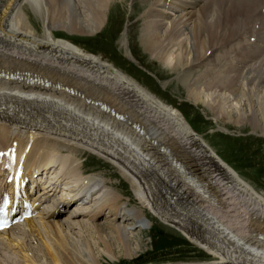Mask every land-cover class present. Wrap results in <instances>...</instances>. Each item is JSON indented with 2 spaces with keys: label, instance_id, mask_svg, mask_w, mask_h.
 Listing matches in <instances>:
<instances>
[{
  "label": "bare ground",
  "instance_id": "1",
  "mask_svg": "<svg viewBox=\"0 0 264 264\" xmlns=\"http://www.w3.org/2000/svg\"><path fill=\"white\" fill-rule=\"evenodd\" d=\"M112 2L0 0V189L18 186L22 202L35 210L34 217L0 231V264L8 250L37 264L31 244L25 248L35 237L46 259L39 264H100L97 253L114 259L112 242L121 254L135 255L141 240L133 230L151 224L144 210L216 256L165 264H264V194L211 149L177 108L98 55L55 37L59 29L98 30ZM23 5L42 18V36ZM140 17L141 42L153 57L171 69L203 67L198 75H208L202 86L210 91L205 97L215 95L216 118L234 113L236 123L248 121L264 135V0H149ZM121 40L127 46V30ZM76 67L90 75H79ZM209 75H225L218 78L222 85ZM238 80L240 97L232 88ZM86 153L118 169L136 205L105 178L82 171ZM173 159L198 173L202 191ZM60 189L65 193L58 195ZM102 214L113 223H97Z\"/></svg>",
  "mask_w": 264,
  "mask_h": 264
},
{
  "label": "rangeland",
  "instance_id": "2",
  "mask_svg": "<svg viewBox=\"0 0 264 264\" xmlns=\"http://www.w3.org/2000/svg\"><path fill=\"white\" fill-rule=\"evenodd\" d=\"M148 2L149 0H113L110 9L105 12V21L98 30L89 33L77 30L69 33L64 29H59L54 31V35L55 37L68 39L86 52L98 55L121 70L124 75L132 77L136 84H140L166 104L177 108L193 131L211 149L234 168L243 180L250 183L256 191L264 194V135L259 132V129L254 131L248 121L236 123L233 118L235 116L234 113H231L233 120L230 117L226 120L222 119V117L216 118V111L213 108V104H211V97L213 98L215 95L212 93L211 97H205L204 93H210V91H203L204 86H202L205 80L203 77L207 78L208 75H198V73H202V66L186 67V71H184L185 68L182 70V68L178 67L171 69L169 63L157 60L146 50L141 42L142 20L140 15L144 6H148ZM23 6L32 26L35 28L36 35L42 36V18L35 15L27 5ZM84 14L87 13L84 12ZM171 19H175V15H172ZM124 30H127L128 35L127 46L121 40ZM254 38L252 36L250 42H253ZM231 40L233 41V38ZM231 40L227 44L226 50L231 49ZM247 42L249 43V41ZM76 69L79 75H90L82 73L81 68L76 67ZM96 75L102 74L97 71ZM224 76L209 75V79L213 81L214 85L217 83L222 85L218 81ZM219 77L220 80L218 79ZM240 81L238 80V85L235 88L232 87L234 93L238 92V97L242 96L241 92L243 91ZM228 88L229 86L226 87V94H228ZM234 96L232 95L230 98H234ZM210 105L211 107H209ZM81 160L84 173L92 172L105 178L108 185L122 194V199L128 200V204L136 205V199L129 182L113 164L89 153L82 155ZM59 194L61 195L62 192L60 191ZM216 210L219 214H225L221 209ZM70 211L69 209L67 212L62 213L60 217L63 216L59 220L62 221ZM144 212L151 218V224L146 230L139 228L133 230L135 237L141 240V247H139L138 252L127 257L121 254V247L115 246L114 242H112L114 259L110 260L104 255L97 253L100 264H165L179 261H207L216 258L215 255L209 254V252L190 242L180 229L162 223L147 210H144ZM108 219V214H102L100 218L96 219V222L113 223L112 220L109 221ZM81 220L85 221L86 216ZM103 227L105 230L110 231L106 229V226L103 225ZM99 232L104 233V231ZM32 240V243H25V248L27 247L26 244H31L32 248H30L32 250L29 251H31V254L33 253V256L35 255L36 262L39 264L41 260H46L42 255V240L36 239V237ZM94 240V236L90 237V244L94 248L93 251L97 252L98 248L94 245ZM11 251H5L2 256L3 261L6 264H23L24 259L21 255Z\"/></svg>",
  "mask_w": 264,
  "mask_h": 264
},
{
  "label": "water",
  "instance_id": "3",
  "mask_svg": "<svg viewBox=\"0 0 264 264\" xmlns=\"http://www.w3.org/2000/svg\"><path fill=\"white\" fill-rule=\"evenodd\" d=\"M175 166L180 170V172L182 173V174H184L185 176H186V178L188 179V181L192 184V185H194V187H196V188H199L201 191H202V189L200 188V187H202L203 186V184H204V181H201L199 178H198V173H195V172H191L190 173V171H184L185 169H183L181 166H179L178 164H175ZM174 166V167H175ZM197 186H199V187H197ZM260 237H262V236H260Z\"/></svg>",
  "mask_w": 264,
  "mask_h": 264
}]
</instances>
